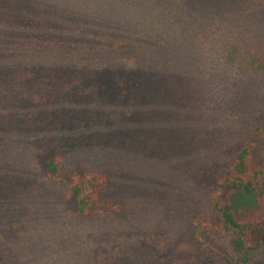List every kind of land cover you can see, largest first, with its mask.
<instances>
[{
	"label": "rangeland",
	"instance_id": "obj_1",
	"mask_svg": "<svg viewBox=\"0 0 264 264\" xmlns=\"http://www.w3.org/2000/svg\"><path fill=\"white\" fill-rule=\"evenodd\" d=\"M4 7L40 64L0 71V264H264L204 225L234 156L264 165V0ZM91 172L109 183L82 212Z\"/></svg>",
	"mask_w": 264,
	"mask_h": 264
},
{
	"label": "trees",
	"instance_id": "obj_2",
	"mask_svg": "<svg viewBox=\"0 0 264 264\" xmlns=\"http://www.w3.org/2000/svg\"><path fill=\"white\" fill-rule=\"evenodd\" d=\"M4 3L5 0H0V71L25 77L40 64L31 58L33 50L27 44L33 32L7 12ZM26 35L28 39L24 40ZM2 89L7 87L3 85ZM48 167L50 178L61 175L60 160ZM220 182L226 190H218L221 197L214 200L213 206L220 221L206 219L204 225L210 232L223 225L230 232L235 248L244 253L246 263L252 253L264 249V165L258 166L250 149L245 147L234 156L230 173L223 175ZM107 183L109 179L101 172H91L87 178L73 181L71 191L79 210L87 212L93 208L103 197Z\"/></svg>",
	"mask_w": 264,
	"mask_h": 264
}]
</instances>
